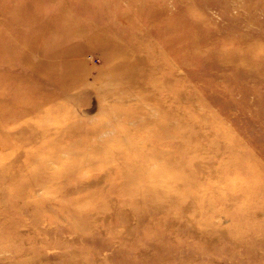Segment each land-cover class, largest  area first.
Instances as JSON below:
<instances>
[{
    "label": "rangeland",
    "instance_id": "1",
    "mask_svg": "<svg viewBox=\"0 0 264 264\" xmlns=\"http://www.w3.org/2000/svg\"><path fill=\"white\" fill-rule=\"evenodd\" d=\"M0 147V264H264V0H0Z\"/></svg>",
    "mask_w": 264,
    "mask_h": 264
},
{
    "label": "bare ground",
    "instance_id": "2",
    "mask_svg": "<svg viewBox=\"0 0 264 264\" xmlns=\"http://www.w3.org/2000/svg\"><path fill=\"white\" fill-rule=\"evenodd\" d=\"M37 67V66H36ZM158 108V107H156ZM155 110V109H154ZM159 113H161L164 109L163 108H158L157 109ZM165 111V110H164ZM166 112V111H165ZM158 113V114H159ZM167 116V113H166ZM150 123L152 122H148V123H142V124H146L150 126ZM167 125H159L157 127V131L159 132H168L167 130ZM151 129L154 130V126H151ZM181 138L183 137L182 134L179 135ZM159 142V143H158ZM170 142V141H169ZM166 140H163V137H160L159 139H156L152 141L153 145H163V144H167L168 146L166 150L162 151L160 149H163L161 147H157L152 153L150 154H142L139 153L138 158L135 161H131L129 165H124V167H126V170L131 172L129 173V175L131 176L132 173L134 176L135 172L136 173H141L142 176L141 177H145L147 179H150L152 181V184L155 186V191L153 192V194L148 193V191L145 192H140L139 189H135L132 191V193L130 194V196H133L136 203L139 201L138 196H147L148 197V201L151 203V201H153V205L156 207H162L164 205V199H171V201H175L177 200V196H187L188 193L186 192L188 189V187H186V185L184 186L185 183L190 182V179L192 178V174L190 176H186V178H183L181 180H173L171 181L170 177L172 174V171H183V172H190V173H196L198 172V160L197 159H193L187 161H179L177 163H173V161H177L179 160V158L181 157V153L183 151H185V147H184V141L181 140V142H178L175 145H172L171 143H169ZM1 148V147H0ZM2 152H4L5 150H3V148H1ZM100 150V148H99ZM95 151L94 153H89L88 155H81L80 153H76L77 156H79V161H72L73 164V169H78L79 171H81L85 165H89L92 164L96 161V159L98 158L99 161L103 159V156H99V152L100 151ZM123 150H126V148H123ZM98 152V154H97ZM86 154V153H85ZM200 157V156H199ZM125 159V158H122ZM123 160H120L119 162L122 163ZM119 162L116 165V172L119 171L122 173V167L119 166ZM3 166V164L0 161V168ZM171 167V170H169ZM68 172V171H66ZM63 172H60V174ZM121 173H119L117 177H121L120 175H122ZM59 175H57L58 177H61ZM146 174V175H145ZM1 175V173H0ZM63 175V174H61ZM103 177V175H101ZM123 176V180L125 181V183L127 181H130L132 179ZM16 175L13 176V178L15 179ZM102 177H98L99 182H101L102 180L105 181ZM128 178V179H127ZM202 189V186H200ZM79 188H81V190L85 189L86 187L84 186V184H80ZM201 191V190H200ZM228 195V194H227ZM95 205V206H94ZM91 206H93L95 209L99 210V209H106V205L104 202H98L97 204H93L89 201L86 202H81L78 204V207L81 208H90ZM104 212V211H103Z\"/></svg>",
    "mask_w": 264,
    "mask_h": 264
}]
</instances>
